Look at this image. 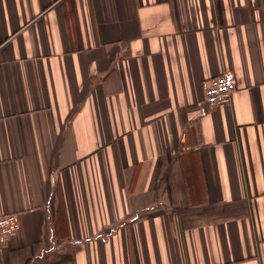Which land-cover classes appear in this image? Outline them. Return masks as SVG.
I'll return each mask as SVG.
<instances>
[{"label":"crops","instance_id":"1","mask_svg":"<svg viewBox=\"0 0 264 264\" xmlns=\"http://www.w3.org/2000/svg\"><path fill=\"white\" fill-rule=\"evenodd\" d=\"M10 213L0 264H264V0H0Z\"/></svg>","mask_w":264,"mask_h":264},{"label":"built area","instance_id":"2","mask_svg":"<svg viewBox=\"0 0 264 264\" xmlns=\"http://www.w3.org/2000/svg\"><path fill=\"white\" fill-rule=\"evenodd\" d=\"M237 87L235 74L224 72L214 77L204 87V104L208 107L227 105ZM21 228L19 215L10 213L0 216V246L6 244Z\"/></svg>","mask_w":264,"mask_h":264}]
</instances>
